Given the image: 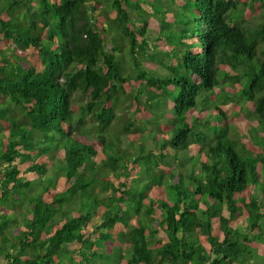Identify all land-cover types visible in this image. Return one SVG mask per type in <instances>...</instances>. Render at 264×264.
I'll list each match as a JSON object with an SVG mask.
<instances>
[{"label": "trees", "instance_id": "obj_1", "mask_svg": "<svg viewBox=\"0 0 264 264\" xmlns=\"http://www.w3.org/2000/svg\"><path fill=\"white\" fill-rule=\"evenodd\" d=\"M3 1V263L264 264V0ZM241 101L236 139L226 107ZM163 105L170 121L152 120ZM150 124L170 136L139 142ZM188 150L201 173L176 175ZM30 174L44 177L32 193Z\"/></svg>", "mask_w": 264, "mask_h": 264}, {"label": "rangeland", "instance_id": "obj_2", "mask_svg": "<svg viewBox=\"0 0 264 264\" xmlns=\"http://www.w3.org/2000/svg\"><path fill=\"white\" fill-rule=\"evenodd\" d=\"M171 0H165V2H166V6H168V7H170L171 6V2H170ZM7 1H3V2H0V4H3V3H6ZM149 10H151L150 8H149ZM261 18V17H260ZM158 24L159 23H157V25H154L155 27L154 28H151L150 30H149V33H148V36L149 37H151V39H152V43H155V38L158 36V32H159V27H158ZM176 28L177 29H179V28H181V26H176ZM8 47V52H9V54L14 50L13 48V46L12 45H8L7 46ZM36 55H30L29 57H28V60L30 59V61L32 62V61H34V62H36L37 61V59H36ZM29 61V62H30ZM157 70L159 71V72H165L166 70L164 69V68H162V67H159V68H157ZM222 87V85H220V86H217V88L214 90V93H218L219 91H220V88ZM214 96L217 98L218 97V95L216 94H214ZM83 93H80V92H77V93H75V96H74V98H75V100L77 101V107H76V109H77V113H78V111L80 112L81 110H83L82 108H81V104H82V101H83V103H85L84 102V100H82L83 98ZM85 97V96H84ZM241 106H243L244 107V110H243V114H241V112L239 111V106H236V107H234V106H232V105H228V107H226V111H227V113L229 114L231 111H233V110H235L234 111V118H235V121H234V123L232 124V128H231V133H230V135L233 137V138H240V137H242V136H244L243 134H242V132L239 130V128H237V124H239L240 123V121H242L243 120V115H245L246 114V111H248L247 110V108L245 107V104H244V102H242L241 101ZM169 113H170V108H169V106H167V105H163V107L161 108V109H159V111H157V115H156V113H155V115H154V117L153 118H151L152 120H159L160 122H168V121H170V115H169ZM198 113H199V111H195V112H193V114L192 113H189L188 115H187V118L189 117V116H197L198 115ZM208 113V112H207ZM122 114H123V112H122ZM212 114H214V112L212 111ZM204 115V114H203ZM205 115H207V114H205ZM203 117V116H202ZM123 126V125H122ZM122 129V127H120V126H118L117 125V122L115 121L114 123H113V125L111 126V129H110V131H108L107 132V135L110 133V132H112V133H114V132H118V133H120V130ZM150 129V130H149ZM151 131H153L152 133H150ZM97 130H95V131H93V132H90V129H87L86 130V134L87 135H89L90 137H93V138H95L96 136H97ZM169 134V133H168ZM4 136V133H3V127H0V137H3ZM140 137L138 138L139 139V142H141L143 139H147V141L146 142H149L150 144H152V143H154V144H159V142H161L163 139H164V137H169L170 135H167V134H164L163 133V130L161 129V126H160V124H156V125H152V124H150L149 126H148V132H143V133H141L140 135H139ZM123 139H124V143H123V145L124 146H127L128 145V143H129V139H128V135L126 134V133H124L123 134ZM152 147V146H151ZM130 150L132 151V153H136L137 152V150H138V144H137V141L134 143V147H130ZM157 150V149H156ZM198 158L199 157H195L194 155H193V152L191 151H183V152H180V154L178 155V161L176 160V161H173L172 162V164L170 165V169L172 170V172L173 173H175L176 175L178 174V173H180V172H183L184 174H187V173H189L190 171H191V169L194 167V165L195 164H197L196 166H195V172H196V174L197 173H201V163L198 161ZM53 173L55 174V175H57L54 171H50V173H49V175H53ZM58 177V176H57ZM149 180V178H148V175H147V173L144 171V172H138V173H136V175H135V177L134 178H132L131 179V183H132V186L133 187H136V188H139L138 186H137V181L138 180H140V182H144L145 180ZM168 181L169 182H173L174 180H173V178H171V177H168ZM141 184V183H140ZM98 195L100 196V197H104V196H108V194L106 193V192H104V191H99L98 192ZM207 205H208V203H206V201H201L200 202V208L201 209H203V210H206L207 209ZM79 205H78V203H76V204H71L70 206H66V207H68V210H74L75 208H77ZM61 217V214H58L54 219H53V224H55L56 222H57V220L59 219ZM11 219L12 220H19V221H21L22 220V216H19V217H17L16 215H14V214H11ZM217 217H215L214 219H213V221H214V223H217ZM90 228H91V226H90ZM164 234L161 232L160 233V237L162 238V237H164L163 236ZM6 250L7 251H10V250H12V242L11 243H8L7 245H6ZM255 252H256V250H255ZM260 253H258L257 254V256H259L260 257ZM0 257H3V254H1L0 255ZM4 258H1L0 259V263H2V264H4L3 263V260ZM262 260V258H258V257H255V259H252V261L250 262L251 264H258V262H260ZM92 264H108L107 263V261L106 260H104V258H101V257H97V258H95L93 261H92Z\"/></svg>", "mask_w": 264, "mask_h": 264}, {"label": "clouds", "instance_id": "obj_3", "mask_svg": "<svg viewBox=\"0 0 264 264\" xmlns=\"http://www.w3.org/2000/svg\"><path fill=\"white\" fill-rule=\"evenodd\" d=\"M188 151H189V150H188ZM190 152H191V151H190ZM55 173H56L57 175H55V174L53 173V175H48V176L52 177L53 180H54L55 182L58 183V182L60 181L62 175H64V173H61V174H60V173H58V172H56V171H55ZM31 176H35L36 179H35V180L28 179V178L31 177ZM57 176H58V177H57ZM25 179H27V180H32V181H33V186H32V188H31V189H28V191L32 193V190L35 189V188L38 186L39 182L42 181V180L44 179V177H39V176H36V175H32V174H30V176L25 175ZM136 189H138V188H136ZM52 225H54V224H52ZM92 259H93V258H92ZM107 263H108V262H107ZM90 264H91V262H90ZM109 264H110V263H109Z\"/></svg>", "mask_w": 264, "mask_h": 264}, {"label": "crops", "instance_id": "obj_4", "mask_svg": "<svg viewBox=\"0 0 264 264\" xmlns=\"http://www.w3.org/2000/svg\"><path fill=\"white\" fill-rule=\"evenodd\" d=\"M28 179H32V180H35L36 179V177L35 176H31V177H29ZM95 258H93L92 260H91V264H92V261L94 260ZM109 264V263H108Z\"/></svg>", "mask_w": 264, "mask_h": 264}]
</instances>
